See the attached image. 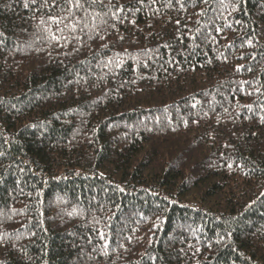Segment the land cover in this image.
I'll use <instances>...</instances> for the list:
<instances>
[{"label": "trees", "instance_id": "trees-1", "mask_svg": "<svg viewBox=\"0 0 264 264\" xmlns=\"http://www.w3.org/2000/svg\"><path fill=\"white\" fill-rule=\"evenodd\" d=\"M24 3L0 0V262L264 264V0L209 11L218 35L203 4L158 0L100 57L87 36L52 42ZM195 20L215 39L189 40Z\"/></svg>", "mask_w": 264, "mask_h": 264}, {"label": "snow or ice", "instance_id": "snow-or-ice-1", "mask_svg": "<svg viewBox=\"0 0 264 264\" xmlns=\"http://www.w3.org/2000/svg\"><path fill=\"white\" fill-rule=\"evenodd\" d=\"M157 3L158 0H135L134 4L113 3L112 0H31V4H29L28 0H25L23 7L25 9L32 7L35 9L36 13L40 14L38 27L42 28L47 34V37L55 44H60V41L63 40L66 44L71 46L70 51L80 52L84 45L80 44L79 47H76L75 43L83 41L84 36H87L89 40L93 43H97L98 47L102 49L101 52L94 54L100 57L106 56L107 53L111 51L109 44L104 43V41H107L110 35L119 32V25L130 23L135 27L136 20L134 17L136 13L143 11L145 7H147L149 11H152L153 15H156L159 12V8L155 7ZM175 4H178L179 10L184 12H187L189 5L192 8H197L203 4L205 7L199 12H193L192 15L208 17L209 11L218 13L219 9L224 6L225 0H168L167 7L171 9ZM214 4L216 5L215 8L213 7ZM228 7H230L232 11L240 10L238 0H231ZM215 19L216 16L208 17V21L210 25H212V33L218 35L223 31V26L216 28ZM175 23L176 31L179 33V35L175 36V39L183 42L184 31L186 30L188 33H193V28H189L187 23L181 24L179 18L176 19ZM193 23L196 25L195 34L189 35V40L207 43L210 37L215 39V36H212L208 31L205 30L202 32L200 30L199 20H195ZM53 26L55 30H53ZM228 27L230 28L231 25H228ZM252 32L254 33L255 29H252ZM57 33H59V35H57ZM80 33L83 35H79ZM0 36H3L2 32H0ZM118 39L119 41H123L125 37L120 35ZM246 43L248 47H255L252 38L247 39ZM256 43H258V41ZM234 46V44L228 45L229 49ZM162 47L172 48L173 46L170 43H166L162 45ZM196 47H199L198 43ZM150 51L152 50H145V55ZM67 54L68 53H66V55ZM191 54L195 53L193 52ZM185 58H187V56ZM248 58L255 61V63H260L251 53ZM239 59L243 60L245 57L241 56ZM225 62H227V57H225ZM81 63H83V61H81ZM169 63H171V61H169ZM102 67L109 69V71L122 68L123 59L120 53H116L115 56H112L106 61H102ZM254 67L255 64L248 66L238 65L234 70L237 73L245 70L251 72ZM113 74L115 73L113 72ZM101 79H103V77H101ZM243 83L251 86V82L245 81ZM261 87H264V85L256 88L255 92L260 96H264V92L260 91ZM245 94L249 96L253 95L252 92H246ZM194 106L195 105H193V107ZM244 107L248 111H252L251 104L244 105ZM261 120L264 122V117H261ZM120 191H123V189H120ZM109 219L112 218L109 217ZM17 234H20L19 230H17ZM31 235H35V233H31ZM99 237L100 239L105 238V234L102 230L99 232ZM3 243H5V238L0 235V244ZM89 243H91V240H89ZM0 264H2V262H0Z\"/></svg>", "mask_w": 264, "mask_h": 264}]
</instances>
